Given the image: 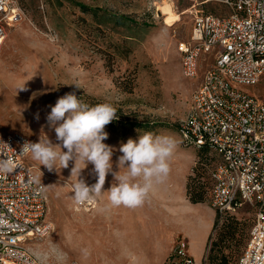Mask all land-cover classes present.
I'll list each match as a JSON object with an SVG mask.
<instances>
[{
    "label": "rangeland",
    "instance_id": "rangeland-1",
    "mask_svg": "<svg viewBox=\"0 0 264 264\" xmlns=\"http://www.w3.org/2000/svg\"><path fill=\"white\" fill-rule=\"evenodd\" d=\"M217 1L206 5L205 11L230 13L228 6ZM13 2L22 18L8 28L0 44L1 133L16 131L38 142L43 130L57 143L55 132L48 127L47 116L58 98L72 91L89 105L111 103L117 109V123L141 126L152 123L177 128L188 109L189 90L197 81V77L196 80L186 78L181 73L177 50L178 44L187 42L190 36L191 0ZM167 3L181 14V20L170 27H165L166 20L162 16V7ZM118 16L124 19L118 20ZM210 62L211 56L203 55L198 70ZM77 83L79 89L74 85ZM21 86L26 90H18ZM242 90L247 93L250 90L252 95L264 100V80ZM28 163L44 188L46 221L61 220V231L30 241L27 246L37 264H71V257L66 253L69 233L64 232L63 225L77 214L73 208V185L77 177H70L72 163L57 172L40 167L30 156ZM208 170L203 171L205 202ZM214 212L210 205L196 208L190 223H181L184 229H195L191 254L197 264H201L202 249L198 240L202 231L193 219L199 215L204 221ZM185 215L187 213L176 215V219H183ZM228 216L233 219L234 238L229 239L228 235L220 238L224 220H218L210 237L206 264H212L211 255L217 256L219 252L230 255L228 264H237L255 213L253 208L244 205Z\"/></svg>",
    "mask_w": 264,
    "mask_h": 264
},
{
    "label": "built area",
    "instance_id": "built-area-1",
    "mask_svg": "<svg viewBox=\"0 0 264 264\" xmlns=\"http://www.w3.org/2000/svg\"><path fill=\"white\" fill-rule=\"evenodd\" d=\"M210 1L191 0L190 36L178 44L184 77L197 76L201 54L213 53L214 63L191 93L177 128L184 147L213 156L208 204L218 220L244 205L254 209L238 264H264V100L242 90L264 79V0H219L230 9L225 15L204 12ZM21 18L13 0H0V44ZM26 140L34 142L18 132H0V161L14 167L0 171V264H37L27 243L52 232L44 188L29 156L19 154ZM75 205L91 211L96 200ZM166 264H196L186 238L175 240Z\"/></svg>",
    "mask_w": 264,
    "mask_h": 264
},
{
    "label": "crops",
    "instance_id": "crops-1",
    "mask_svg": "<svg viewBox=\"0 0 264 264\" xmlns=\"http://www.w3.org/2000/svg\"><path fill=\"white\" fill-rule=\"evenodd\" d=\"M203 55H210L211 62L197 70V78L195 77L197 81L189 90V100L191 93L202 82L205 72L214 63L213 53L201 54L198 63ZM248 93L252 94L250 90ZM104 131L108 134L104 143L115 149H119L120 145L126 143L129 138L137 140L143 132L172 135L178 141V148L171 160V172L168 180L153 189L144 206L136 209L121 206L101 211L107 204L106 193L103 197L95 198L96 205L91 211L81 210L73 202V208L77 214L72 216V219L66 220L63 225L64 232L69 233L68 241L66 240V253L71 257L69 258L71 259L70 263L166 264L178 236L187 239L189 253L192 256L191 249L195 246V229H184L181 223H190V216L193 215L196 208L209 207L207 202L191 203L186 194L188 179L193 174L197 163V151L193 148L183 147L178 128L169 126L153 124L130 126L112 121L105 126ZM3 132L9 133L5 130ZM120 155L118 150L113 154L114 170L115 161ZM92 168L93 166L89 164L81 173V178L89 186L96 183V176L92 172ZM112 182L113 177L109 174L103 190H108ZM185 213L187 215L183 216V219H176V215ZM198 216L193 219V222L196 221L195 225L202 231L198 240L202 249V262L207 252L216 214L214 212L213 215H208L204 221H201ZM54 221L55 223L49 222L52 226L50 236L54 232L57 234L61 231L59 225L61 220L55 219ZM189 238L192 239V242L189 241Z\"/></svg>",
    "mask_w": 264,
    "mask_h": 264
},
{
    "label": "clouds",
    "instance_id": "clouds-1",
    "mask_svg": "<svg viewBox=\"0 0 264 264\" xmlns=\"http://www.w3.org/2000/svg\"><path fill=\"white\" fill-rule=\"evenodd\" d=\"M79 89V84H74ZM18 90H26L21 86ZM117 109L104 102L89 105L75 91L58 98L47 116L48 127L55 132L57 143L41 131L38 142L25 141L21 155H28L49 172L66 169L72 163L70 177H77L73 185V199L83 204L107 194V204L101 211L121 206L136 209L144 206L157 185L165 183L171 172V160L178 148L172 135L143 132L137 140L129 138L119 149L104 143L108 138L105 126L118 120ZM121 155L115 161L113 154ZM91 164L96 183L88 185L81 178L82 170ZM14 170L10 160L0 161V171ZM113 182L103 190L107 176Z\"/></svg>",
    "mask_w": 264,
    "mask_h": 264
},
{
    "label": "trees",
    "instance_id": "trees-1",
    "mask_svg": "<svg viewBox=\"0 0 264 264\" xmlns=\"http://www.w3.org/2000/svg\"><path fill=\"white\" fill-rule=\"evenodd\" d=\"M212 1L203 5L202 9L204 12H206L204 7L208 4H210ZM217 2H219L221 4L223 3L219 0ZM223 4H225V3H223ZM80 8L85 9L84 6H80ZM206 13H209V12H206ZM212 14H214V13H212ZM216 15H221V14H216ZM117 19L122 20V19H124V17L118 16ZM118 120H116V122ZM135 125L136 124H130V126H135ZM197 153H198L197 154V163H196V166L194 168L193 174L188 179L186 194H187L188 200L191 203H206L205 202L206 198L204 195L205 192H204V181H203L204 174H203V171L206 168H209L208 173H207V179L209 182L208 198H207V202H208L209 201V192H210L211 186H212V179H211L210 173H211V169H212L214 160H213V156L209 155L208 152L205 150L197 151ZM223 220H224V223L222 224V227L220 229V234H219L220 238H223V237H225V235H228L229 239H233L235 231H236L235 228L233 227V224H234L232 221L233 219L230 216H228V214H226V215H224L222 221ZM217 224H218V215H216V217H215L213 229L215 228V226ZM247 240H248V238H247ZM246 243H247V241H246ZM246 243H245V246H246ZM214 245H217V243H215ZM245 246L243 247L242 251L244 250ZM209 251H210V240L208 242V247H207V252H209ZM242 251L240 252V254L242 253ZM240 254H239V256H240ZM239 256H238V258H239ZM238 258H237V264H238ZM229 259H230V255L225 254L223 252H219L217 256L211 255V257H210L212 264H228ZM206 261H207V255H206Z\"/></svg>",
    "mask_w": 264,
    "mask_h": 264
},
{
    "label": "bare ground",
    "instance_id": "bare-ground-1",
    "mask_svg": "<svg viewBox=\"0 0 264 264\" xmlns=\"http://www.w3.org/2000/svg\"><path fill=\"white\" fill-rule=\"evenodd\" d=\"M180 15L181 14L180 13H176L168 3L165 4V6L162 7V16H164L165 17V20H166V23L164 24L165 27H170L174 23H176L179 20H181L180 19ZM177 50H178V47H177ZM34 253L37 255V257H39L40 259H42V256L39 253V251L35 250Z\"/></svg>",
    "mask_w": 264,
    "mask_h": 264
}]
</instances>
